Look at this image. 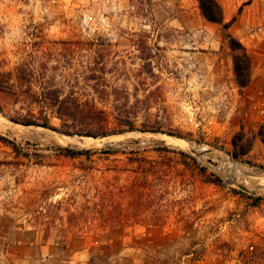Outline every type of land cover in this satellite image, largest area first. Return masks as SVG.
I'll use <instances>...</instances> for the list:
<instances>
[{
    "label": "rangeland",
    "instance_id": "1",
    "mask_svg": "<svg viewBox=\"0 0 264 264\" xmlns=\"http://www.w3.org/2000/svg\"><path fill=\"white\" fill-rule=\"evenodd\" d=\"M217 1L0 0V264H264V0Z\"/></svg>",
    "mask_w": 264,
    "mask_h": 264
},
{
    "label": "trees",
    "instance_id": "2",
    "mask_svg": "<svg viewBox=\"0 0 264 264\" xmlns=\"http://www.w3.org/2000/svg\"><path fill=\"white\" fill-rule=\"evenodd\" d=\"M198 5H199V9L203 15V17L212 24H221L223 22V11L222 8L220 6V4L218 3L217 0H197ZM247 60L246 55L244 56ZM244 60L242 59H235L234 61V69H235V75H236V81L238 83L239 86L244 87L249 83V64H245V62H243ZM53 94L54 96V100L56 102H60V105H58V107L56 108V110L54 111V113L57 115L58 119L61 121L64 120H71V121H77L80 120L81 118H86V119H96L97 117L100 116V118L102 117L101 114H103L102 112H98L97 110L94 109H86V108H80L78 106L75 107H70L68 105H66V101L62 100L60 101L59 98L57 97L58 93L56 91H51L48 92L47 94ZM100 113V115H99ZM98 114V115H97ZM99 118V119H100ZM25 122H35V121H25ZM43 122H48L47 119L44 120ZM43 127H48L47 123L42 124ZM95 129V128H92ZM96 130H91L90 132H86L85 135L87 137H93L96 138L97 136H102L105 135L103 134V132L98 133ZM0 140L4 141L5 138L0 136ZM66 155L68 157H77L80 155H88L90 153H92L94 150H73L70 148H65L64 149ZM96 151V150H95ZM102 153L105 154H111L113 153V151L111 149L108 150H101Z\"/></svg>",
    "mask_w": 264,
    "mask_h": 264
},
{
    "label": "bare ground",
    "instance_id": "3",
    "mask_svg": "<svg viewBox=\"0 0 264 264\" xmlns=\"http://www.w3.org/2000/svg\"><path fill=\"white\" fill-rule=\"evenodd\" d=\"M65 141L73 143V144H79L80 143V144H86V145H89V144H95L96 145V144L102 143L101 140H95V139L88 138V137H83V138L82 137H73L70 139L66 138Z\"/></svg>",
    "mask_w": 264,
    "mask_h": 264
}]
</instances>
